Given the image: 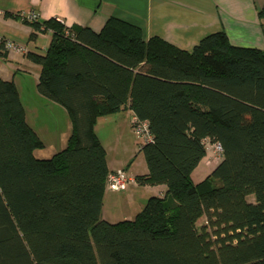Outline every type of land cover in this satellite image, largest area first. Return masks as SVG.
Returning a JSON list of instances; mask_svg holds the SVG:
<instances>
[{"label":"trees","instance_id":"obj_1","mask_svg":"<svg viewBox=\"0 0 264 264\" xmlns=\"http://www.w3.org/2000/svg\"><path fill=\"white\" fill-rule=\"evenodd\" d=\"M27 22L50 32L45 52L26 56L40 66L37 92L65 108L71 133L36 157L43 142L13 80L0 77V264H264V50L221 30L181 49L114 16L98 32ZM126 106L151 133L138 144L147 171L134 180L166 190L110 222L94 124ZM204 140L220 144V160L194 182Z\"/></svg>","mask_w":264,"mask_h":264},{"label":"crops","instance_id":"obj_2","mask_svg":"<svg viewBox=\"0 0 264 264\" xmlns=\"http://www.w3.org/2000/svg\"><path fill=\"white\" fill-rule=\"evenodd\" d=\"M262 3L263 0L259 2L257 0H0V9L3 11L0 15V37L24 48L23 51H15L2 46L0 58L16 60L17 71L21 68L27 70L21 66L29 68L30 65L25 63L35 62L27 58L26 52L44 53L48 46L50 32L34 31L29 22L17 15L19 13H34L38 22L56 18L67 27L87 26L96 32L101 30L108 17L114 16L139 26L144 40L157 35L186 50H190L203 36L221 30L231 44L264 50V17H259L257 14ZM31 32L35 33L33 37L30 36ZM18 54L23 57L21 59L11 57H17ZM36 65L35 69H32L35 70L38 80L40 66L37 63ZM17 71L14 67L10 69L7 66V69H4L0 66V77L13 80L24 109L16 79ZM4 74L9 76L5 77ZM34 99L37 101H33L32 108L37 117L40 116L43 107L48 108L49 111L45 112L42 120L39 121L37 118L38 122H35L41 129L44 126L49 131L57 129L53 123H50V111L53 109H57L56 111H59L64 119L62 134L56 133L53 138L55 153L65 147L66 139L71 133V121L66 117L61 105L41 96L37 90ZM131 116L132 111L126 106L115 113L97 117L94 124V131L105 149L108 169L124 168L127 165L126 172L132 178L124 190L104 189L101 217L110 222L133 218L144 206L148 197L152 195L162 197L166 190L163 184L140 185L134 180L135 175L146 173L147 167L137 172L132 167V160H127L129 152L136 144L135 133L130 126ZM34 131L43 142L41 132L37 129ZM137 143L139 144L140 141ZM136 152L139 153L138 147ZM209 171L208 168L203 178Z\"/></svg>","mask_w":264,"mask_h":264},{"label":"rangeland","instance_id":"obj_3","mask_svg":"<svg viewBox=\"0 0 264 264\" xmlns=\"http://www.w3.org/2000/svg\"><path fill=\"white\" fill-rule=\"evenodd\" d=\"M257 2H259V0H257ZM39 38V37H38ZM32 41V40H31ZM12 58L15 59H21V57L18 54V56H11ZM27 62V61H26ZM17 65L18 62L16 60L10 61L8 59H1L0 58V66L3 67L4 69H7V66L11 69L14 67V70L17 71ZM25 65H30V67H25V66H21L23 68H27V70H23L22 68L20 70H18L16 73V79H17V83L19 86V90H20V97L22 99V102L24 104V115L25 118L27 120V122L29 123L30 127L33 128V130H39V132H41V134L43 135V146L40 148H36L34 149V155L36 157L39 158H49L51 157L54 152V143H53V138L56 135H61L63 132V126H64V119L61 116V113L59 111L56 110H52L50 111V123H53L57 129H51L50 131L44 126L42 129L39 127V125H37L35 122L37 121V118H39L38 120H42L43 117H45V112L47 113L48 108H42L41 114L39 117L36 116L35 111L32 108V103L33 101H37L36 99H34V94L36 93V79H37V74L35 73V70H33L32 68H34L36 65V63H32V62H28L25 63ZM35 69V68H34ZM8 74V73H7ZM4 74L3 76L7 77L9 75ZM39 104H42V102L38 101ZM43 105V104H42ZM44 106V105H43ZM62 107V106H60ZM44 109V110H43ZM61 109H63L65 115H67L66 117H69L65 108L62 107ZM49 112V111H48ZM40 113V112H39ZM70 119V118H69ZM69 137V136H68ZM68 137L66 139V143L68 140ZM136 137V144L135 147L132 151L129 152V157L127 160H132V167L133 169H135L137 172H141L142 170H144V168H146V163H145V159L144 156L142 155V153H138L137 151V147H138V143L137 142H141V139L139 136H137L135 134ZM65 143V144H66ZM204 144H205V148H206V154L205 156L200 160V162L198 163L196 169L194 170V172H192V179L196 182L198 180H200L201 178H203V176L205 175L204 172H207V169L209 168V170H211L220 160V155H217V153L213 150V143L208 142L207 140H204ZM65 146V145H64ZM127 165H125V167L123 169H125V171L127 170ZM202 175V177H198ZM250 197L252 198V195H250ZM203 218H200L197 221V224H201L203 222Z\"/></svg>","mask_w":264,"mask_h":264},{"label":"built area","instance_id":"obj_4","mask_svg":"<svg viewBox=\"0 0 264 264\" xmlns=\"http://www.w3.org/2000/svg\"><path fill=\"white\" fill-rule=\"evenodd\" d=\"M3 14V11L0 9V15ZM22 20L25 21H34L37 19L34 13L17 14ZM0 43L6 49H12L15 51H23L24 48L21 45H18L10 40H6L0 37ZM130 126L133 132L140 137L141 143L149 141L151 138V133L148 129L146 121L137 119L134 115L130 117ZM214 151L217 155H221V146L219 143L213 144ZM132 181V178L127 174L125 169L118 168L114 170H109L106 176L105 189L109 191H121L127 187V184Z\"/></svg>","mask_w":264,"mask_h":264}]
</instances>
